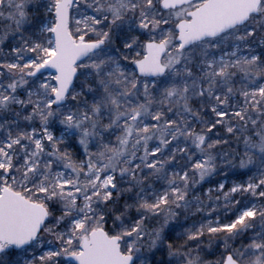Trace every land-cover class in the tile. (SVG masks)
Segmentation results:
<instances>
[{
    "label": "snow or ice",
    "instance_id": "snow-or-ice-1",
    "mask_svg": "<svg viewBox=\"0 0 264 264\" xmlns=\"http://www.w3.org/2000/svg\"><path fill=\"white\" fill-rule=\"evenodd\" d=\"M0 264H264V0H0Z\"/></svg>",
    "mask_w": 264,
    "mask_h": 264
}]
</instances>
